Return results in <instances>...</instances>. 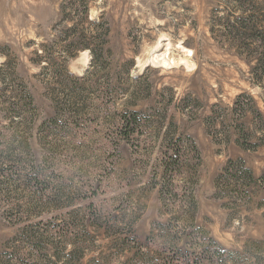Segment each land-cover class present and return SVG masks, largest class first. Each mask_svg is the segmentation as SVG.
Returning <instances> with one entry per match:
<instances>
[{
    "label": "rangeland",
    "instance_id": "374dc122",
    "mask_svg": "<svg viewBox=\"0 0 264 264\" xmlns=\"http://www.w3.org/2000/svg\"><path fill=\"white\" fill-rule=\"evenodd\" d=\"M258 30L264 0H0V264H264Z\"/></svg>",
    "mask_w": 264,
    "mask_h": 264
},
{
    "label": "trees",
    "instance_id": "16d2710c",
    "mask_svg": "<svg viewBox=\"0 0 264 264\" xmlns=\"http://www.w3.org/2000/svg\"><path fill=\"white\" fill-rule=\"evenodd\" d=\"M257 33H258L259 38L253 39L252 42L256 44L257 49H258L257 53L258 55H260L258 58V63H257V69L259 70L261 68L264 69V32L263 30H258ZM92 53L95 55L96 51L92 50ZM98 53H102V48H100V46H99Z\"/></svg>",
    "mask_w": 264,
    "mask_h": 264
},
{
    "label": "bare ground",
    "instance_id": "6f19581e",
    "mask_svg": "<svg viewBox=\"0 0 264 264\" xmlns=\"http://www.w3.org/2000/svg\"><path fill=\"white\" fill-rule=\"evenodd\" d=\"M167 54V53H166ZM167 58V57H166ZM166 62V61H165ZM167 63V62H166Z\"/></svg>",
    "mask_w": 264,
    "mask_h": 264
}]
</instances>
